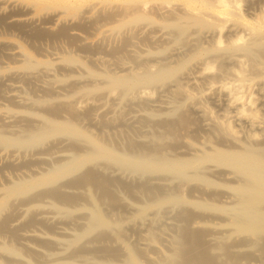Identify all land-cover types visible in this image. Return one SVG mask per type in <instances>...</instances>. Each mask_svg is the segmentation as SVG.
Here are the masks:
<instances>
[{"label":"bare ground","instance_id":"1","mask_svg":"<svg viewBox=\"0 0 264 264\" xmlns=\"http://www.w3.org/2000/svg\"><path fill=\"white\" fill-rule=\"evenodd\" d=\"M240 2L0 0L66 41L0 37V264H264V6Z\"/></svg>","mask_w":264,"mask_h":264},{"label":"rangeland","instance_id":"2","mask_svg":"<svg viewBox=\"0 0 264 264\" xmlns=\"http://www.w3.org/2000/svg\"><path fill=\"white\" fill-rule=\"evenodd\" d=\"M247 1H248V3H247ZM243 0V4H242V6H240L241 7V11H242V13H243V15L245 16V18L246 19H249V20H252V19H254L255 18V16L260 12V7H263L264 6V0ZM250 1V2H249ZM245 2V3H244ZM240 4V5H241ZM260 6V7H259ZM250 14H252V15H250ZM105 23V22H103V20H99L98 22H97V24H101V23ZM90 28V27H89ZM2 31V32H1ZM88 31H89V29H88ZM90 31H92V29L90 30ZM227 37V35H225L224 34V37ZM0 37H2V38H6V39H11V40H15V41H18V42H20V43H22L23 45H25L28 49H30V50H32L33 52H34V50H35V48H36V50H35V53H38V52H36V51H38V49H40V48H42V49H44V50H50V48H51V46L52 45H57V47L58 46H62V45H64V43L66 42V41H64V39L62 38H56L55 39V41H48V40H39V41H37V43H35L34 45L32 44V43H30L32 40H30V42H29V38L27 37V36H24V34L23 33H18V31H16V30H13V29H10V28H7V27H3L2 26V24L0 25ZM223 37V39H225ZM58 39V40H57ZM24 41V42H23ZM29 42V44H27ZM40 42V43H39ZM48 42H50V43H48ZM43 43V44H42ZM30 44H32V45H30ZM119 45L120 43L118 42V41H116V42H105V47L106 48H108V47H112V46H116V45ZM29 45V46H28ZM37 45H39L38 47H37ZM107 45V46H106ZM33 46H34V48H33ZM41 46V47H40ZM30 47V48H29ZM76 54V53H75ZM123 54V55H122ZM125 55V53L124 52H119L117 55H116V57H122V56H124ZM2 55H0V65L2 64V62L4 63V62H6V61H8L7 60V58L6 59H4V57H1ZM110 56H107V58L108 59H112L111 57L109 58ZM220 78H224L223 80L221 79V81H219L216 85H218V86H215V82H213L212 83V85H213V87H215L217 90V95H215V96H213V97H211V99L208 97L207 99H206V102H205V104H206V106H209V108L211 107L212 109H213V111H214V109H215V111L216 112H214V114L216 113V115L217 114H219L220 113V116L225 112V111H227L228 110V112H230L231 113V115H233V114H235V112H236V107L238 106V105H240L239 103H240V101L238 102V103H236V101H234L233 103L234 104H232V105H228L226 102H228L229 100H230V98H229V100H228V97H230V95L228 96V92H227V85L226 86H224V84L226 83V84H233V85H237L238 84V82L235 80V76H229V77H227V78H225V76L224 77H219V78H217V79H215V80H219ZM234 78V79H233ZM233 79V81H231ZM228 80H229V83H228ZM235 80V81H234ZM221 82V83H220ZM231 82H233V83H231ZM235 83V84H234ZM259 83V84H258ZM260 83H262V84H260ZM264 80H262L261 82H257V84L254 82V85L252 84V82H251V85H253V86H250L252 89L251 90H253V96H256V95H258V97H262L261 95L264 93ZM221 84H222V86H224V87H221ZM255 85H258V87L257 86H255ZM229 86V85H228ZM255 86V87H254ZM260 87L262 88V90H260L259 91V89H260ZM246 88V87H245ZM2 89H4V88H1L0 89V91L2 90ZM220 91H219V90ZM226 89V90H225ZM247 89V88H246ZM245 89V90H246ZM5 90V89H4ZM4 90H2L1 92H3ZM223 90V91H222ZM240 91H244V88H242V89H240ZM225 93H227L226 94V96H225ZM224 95V96H223ZM221 96H223L222 98H221ZM227 97V98H226ZM226 98V99H225ZM217 99H219V100H217ZM223 100H225V101H223ZM210 101V102H209ZM212 101V102H211ZM213 101H218L217 102V104H216V102H213ZM230 102V101H229ZM214 103V104H213ZM223 103V104H222ZM257 103L258 102H256L255 103V105H256V107L259 109V112L261 111L262 112V110L264 111V102H261L260 101V104L258 103V105H257ZM262 103V104H261ZM225 104H227L226 106H224ZM236 104V105H235ZM249 105V104H248ZM255 105H253V106H255ZM228 106L230 107V108H228ZM247 106V105H246ZM233 107V108H232ZM224 108H225V110H224ZM231 109V110H230ZM210 111H212V110H210ZM212 111V112H213ZM221 112H222V114H221ZM228 115H230V114H228ZM219 116V115H218ZM260 116H263V118L262 119H264V113L262 112V113H260ZM201 119V118H200ZM257 124H261V123H259L258 121H256V123H255V129L257 128H259L260 126H258ZM234 126H235V128L236 129H240V130H242V131H245V130H248L249 128H250V122L248 121H245V120H243L242 122L241 121H235L234 122V124H233ZM129 128H130V130H129ZM134 127L133 126H123V129L126 131H124L123 129H122V126H120L116 131H118L119 130V135H117L116 136V138L118 139L119 137H121L120 139H118V140H125L128 136H134L135 134H136V129H133ZM245 129V130H244ZM115 131V132H116ZM125 132V133H124ZM127 132H128V134H127ZM132 132V133H131ZM135 133V134H134ZM123 136H124V138H123ZM2 182V177H1V175H0V183ZM165 221H167V220H165ZM168 222H169V220H168Z\"/></svg>","mask_w":264,"mask_h":264}]
</instances>
